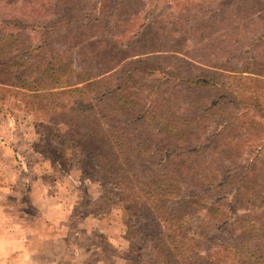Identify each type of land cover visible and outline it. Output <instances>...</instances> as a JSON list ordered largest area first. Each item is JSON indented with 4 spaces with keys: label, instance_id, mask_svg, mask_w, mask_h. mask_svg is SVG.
<instances>
[{
    "label": "rangeland",
    "instance_id": "rangeland-1",
    "mask_svg": "<svg viewBox=\"0 0 264 264\" xmlns=\"http://www.w3.org/2000/svg\"><path fill=\"white\" fill-rule=\"evenodd\" d=\"M3 18L26 26L13 48L34 60L45 53L76 68L94 66L129 54L125 46L133 40L138 50H154L164 66L193 73L191 78L209 72L257 87L255 81L227 78L219 68L242 62H248L253 76L264 75V0H0ZM18 26L13 22L7 30L17 34ZM171 46L181 51L172 56ZM119 81L112 73L106 83ZM133 86L144 95L151 91L152 104L180 114L189 107L198 117L197 110L216 98L160 76H137ZM224 109L240 113L235 131L222 137L225 144L235 143L232 158L246 164L260 151L257 170L264 171V119L231 106ZM15 114L0 111V218L12 215L14 226L32 235L17 241L16 253L0 255V264H163L154 248L157 229L125 210L112 178L82 162L85 157L75 150L58 149L46 137L49 130H35L30 113ZM204 115L196 127L202 130L200 140L193 143H206L204 137L216 126ZM241 122L248 129L242 130ZM31 248L34 254H23Z\"/></svg>",
    "mask_w": 264,
    "mask_h": 264
},
{
    "label": "trees",
    "instance_id": "trees-1",
    "mask_svg": "<svg viewBox=\"0 0 264 264\" xmlns=\"http://www.w3.org/2000/svg\"><path fill=\"white\" fill-rule=\"evenodd\" d=\"M13 22L19 23L17 34L7 30ZM13 22L0 19V111L30 113L35 130H49L46 137L58 149L75 150L85 157L82 162L112 178L125 210L157 229L154 248L163 264H264L260 151L240 164L230 153L235 143L222 140L235 131L240 114L222 113L224 106L264 119L263 74L253 76L248 62L219 67L227 78L255 81L257 87L251 88L209 72L191 78L193 73L164 66L154 50H138L133 40L125 46L129 54L94 66L76 68L72 61L49 60L45 53L34 60L13 48L18 33L26 30L20 21ZM180 51L171 46L169 54ZM112 73L120 78L116 86L106 83ZM137 76H160L216 98L197 110L199 117L189 107L185 114L176 113L152 104L151 91L144 95L135 88ZM204 114L216 126L204 137L206 143H193L200 140L202 130L196 127ZM240 128L248 129L245 122Z\"/></svg>",
    "mask_w": 264,
    "mask_h": 264
},
{
    "label": "crops",
    "instance_id": "crops-1",
    "mask_svg": "<svg viewBox=\"0 0 264 264\" xmlns=\"http://www.w3.org/2000/svg\"><path fill=\"white\" fill-rule=\"evenodd\" d=\"M2 218H0V255H11L13 253H16V243L18 240H25L30 239L32 233H30L29 230H23L20 231V228L17 226H14V218L12 215L10 216H4L1 215ZM20 232H25V234H20ZM25 236V237H24ZM2 241V242H1ZM3 248L7 250V252H4ZM33 248L25 250V253L27 255L34 254V251H32ZM5 253V254H4ZM29 257L27 256L26 259ZM7 264V263H4ZM10 264V263H8Z\"/></svg>",
    "mask_w": 264,
    "mask_h": 264
}]
</instances>
